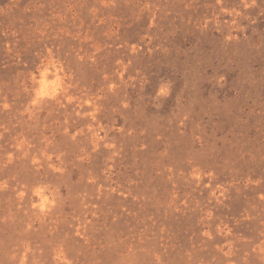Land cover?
<instances>
[{"label": "rangeland", "instance_id": "1", "mask_svg": "<svg viewBox=\"0 0 264 264\" xmlns=\"http://www.w3.org/2000/svg\"><path fill=\"white\" fill-rule=\"evenodd\" d=\"M0 264H264V0H0Z\"/></svg>", "mask_w": 264, "mask_h": 264}]
</instances>
